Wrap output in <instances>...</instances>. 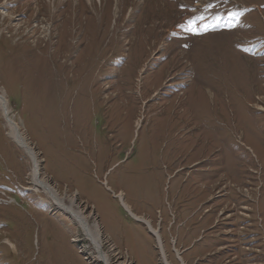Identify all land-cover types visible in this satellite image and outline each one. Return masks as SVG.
<instances>
[{
  "label": "rangeland",
  "instance_id": "obj_1",
  "mask_svg": "<svg viewBox=\"0 0 264 264\" xmlns=\"http://www.w3.org/2000/svg\"><path fill=\"white\" fill-rule=\"evenodd\" d=\"M89 3L0 0V264H104L10 119L111 264H264V0Z\"/></svg>",
  "mask_w": 264,
  "mask_h": 264
},
{
  "label": "bare ground",
  "instance_id": "obj_2",
  "mask_svg": "<svg viewBox=\"0 0 264 264\" xmlns=\"http://www.w3.org/2000/svg\"><path fill=\"white\" fill-rule=\"evenodd\" d=\"M89 1L90 3H92V0H89ZM0 108L3 113H6V111L9 112L8 101L5 98V96L1 94H0ZM9 125L11 127V130L9 131V135H11L18 142V144L26 150L27 154L29 155L32 161L33 170H32L31 177H30L31 184H33V186L37 190L44 191V193L49 195L55 201V203L58 204L60 208L70 213L71 217L75 221L78 222L79 226L83 228L86 235L91 239L92 244L94 246L95 253H97V257H98L97 259L101 260L104 264H111V260H112V258H110L111 253L109 254L104 251V244L106 242V237L104 236L102 232L100 223L98 221H95V223L92 225L89 221V217L93 215V212L91 210H88L89 208L88 206L87 207L84 206L83 208L82 203L78 201L79 199L75 195H69L68 198H69L70 203L67 204L68 202L65 199V197L61 196L60 193L58 192L59 189H57L55 185L51 184L50 182L51 180L49 179L50 176L49 177L41 176V174H43L42 173V160L40 159L39 154L36 151L35 147L31 145L28 137L22 132L18 123L10 119ZM146 222L150 230L153 232V234L157 238V241L161 249V253H162L161 256L164 262L166 264H170V262L167 259L165 250H164L163 241H162L159 230L154 228V226L151 225L148 221ZM112 248H113L112 250L115 251V247L112 246ZM118 264H131V261L125 258L119 261Z\"/></svg>",
  "mask_w": 264,
  "mask_h": 264
}]
</instances>
